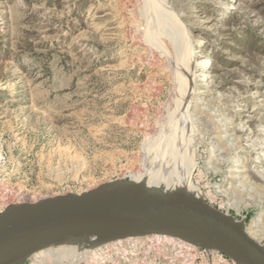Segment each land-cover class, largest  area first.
I'll list each match as a JSON object with an SVG mask.
<instances>
[{"label":"rangeland","instance_id":"rangeland-1","mask_svg":"<svg viewBox=\"0 0 264 264\" xmlns=\"http://www.w3.org/2000/svg\"><path fill=\"white\" fill-rule=\"evenodd\" d=\"M187 170L264 244V0H0V206ZM149 240L56 264H195Z\"/></svg>","mask_w":264,"mask_h":264},{"label":"water","instance_id":"water-1","mask_svg":"<svg viewBox=\"0 0 264 264\" xmlns=\"http://www.w3.org/2000/svg\"><path fill=\"white\" fill-rule=\"evenodd\" d=\"M156 236L217 250L238 264H264V244L244 218L203 197L124 179L8 203L0 211V264H23L40 250L86 237L105 244Z\"/></svg>","mask_w":264,"mask_h":264},{"label":"bare ground","instance_id":"bare-ground-1","mask_svg":"<svg viewBox=\"0 0 264 264\" xmlns=\"http://www.w3.org/2000/svg\"><path fill=\"white\" fill-rule=\"evenodd\" d=\"M159 4V3H158ZM165 8V7H164ZM166 9V8H165ZM167 14V11L166 13ZM187 42V41H186ZM187 44V43H186ZM163 47V46H162ZM166 53V52H165ZM189 53V52H188ZM160 54V53H159ZM191 54V52H190ZM192 55H193V51H192ZM192 55H189L187 54V69L186 70H189L190 68L193 69L191 67V64L196 61L194 59H191ZM161 56V55H160ZM185 58V57H184ZM193 58V57H192ZM203 63H208V60L205 59L202 61ZM186 64V63H185ZM193 65V64H192ZM182 66V65H181ZM182 71V70H181ZM190 73H191V70H189ZM185 72V71H184ZM183 73V72H182ZM187 73V71H186ZM188 75V73H187ZM202 75L201 72L199 71V73H197L195 76H200ZM190 76V75H189ZM192 78V75L190 76ZM189 78V77H187ZM199 78V77H198ZM183 79V78H182ZM189 80V79H188ZM191 80V79H190ZM181 89V88H180ZM192 89V88H191ZM180 94V93H179ZM182 95V94H181ZM180 97V96H179ZM189 102V101H188ZM181 104V103H180ZM183 108V107H182ZM181 108V109H182ZM178 111V110H177ZM179 112V111H178ZM177 112V115H179ZM180 113V112H179ZM182 113H183V110H182ZM176 115V116H177ZM172 118V117H171ZM180 120V119H179ZM170 121V120H169ZM173 121V120H172ZM172 121H170V125L172 124ZM177 121V119H176ZM184 122V120H183ZM182 125V123H180ZM184 124V123H183ZM161 125V124H160ZM180 125V126H181ZM166 126V125H165ZM164 126V127H165ZM172 126H174L172 124ZM176 126L178 127V125L176 124ZM170 127V126H169ZM163 128V127H162ZM173 128V127H172ZM176 127L174 126L173 129H175ZM173 129H170L169 128V132L168 134H165L166 137H169V141H171L175 136V132L173 131ZM187 130V129H186ZM180 131V130H178ZM160 133V132H159ZM167 133V132H166ZM161 137V136H160ZM164 137V136H163ZM176 137V136H175ZM165 138V137H164ZM179 138V136H178ZM173 140H176L175 138ZM172 140V141H173ZM187 140V139H186ZM172 143V146H173V141ZM184 141V140H183ZM160 144V143H159ZM172 146H171V149H172ZM166 147V146H165ZM164 147V148H165ZM169 147V146H168ZM181 147V146H180ZM177 148V146H176ZM167 149V148H166ZM170 149V150H171ZM179 149V148H178ZM182 151H184L183 149H185L184 147L182 148ZM190 149V148H189ZM172 151H175V150H172ZM157 152V151H156ZM164 152V151H163ZM181 152V150H180ZM178 153L179 155L181 153ZM220 152V151H219ZM165 153V152H164ZM176 153V152H175ZM174 153V154H175ZM161 154V153H160ZM171 154V153H170ZM163 155V154H162ZM173 156V155H172ZM168 157V156H167ZM167 157L165 158V160L167 159ZM171 157V156H170ZM182 157V156H180ZM162 158V157H161ZM172 158V157H171ZM187 158V157H186ZM184 159L186 160L183 164H186V162H188L190 164L189 161H187V159ZM164 159V157L162 158ZM176 159V157H175ZM172 160V159H170ZM169 160V161H170ZM177 160V159H176ZM162 161V160H161ZM175 161V160H174ZM173 161V162H174ZM191 161V160H190ZM165 162V161H164ZM167 162V161H166ZM165 162V163H166ZM161 163V162H160ZM177 163V162H176ZM176 170H178V166L181 164L180 162H178L179 164H176ZM158 165V163H157ZM192 165V163H191ZM181 166V165H180ZM179 166V169L181 168ZM190 166V165H189ZM182 167H185V166H182ZM187 168H190L187 166ZM183 169V168H181ZM186 169V168H185ZM191 169V168H190ZM184 170V169H183ZM182 170V171H183ZM189 170V169H188ZM188 170H187V173L185 174V177L184 178H180L178 179L177 177L175 179V181H173L174 179H172V181H170L171 179H167V178H161L159 177L158 179H156L157 177L155 175H153L152 173L150 174H139L138 175H135L133 176V183H135L136 185H139V186H142V187H148V188H158L156 187V185L160 186V189L161 187L163 188V190L165 191H168V192H172V193H186V194H190V195H193V196H196V197H203V195L200 193L198 187L194 186L191 181H190V177L188 174ZM234 170V169H233ZM148 171V170H147ZM180 171V170H178ZM186 171V170H185ZM158 172V171H157ZM190 172V170H189ZM146 173V172H145ZM179 173V172H178ZM185 173V172H184ZM182 172V174H184ZM152 174V175H151ZM181 174V173H180ZM181 174V175H182ZM178 175V174H177ZM156 178H155V177ZM174 178V177H173ZM204 198V197H203ZM209 203V202H208ZM248 230V233L251 235V233L249 232V229L247 228ZM149 241L153 243H156L157 241V244H158V241L160 240H167V241H170V242H175V243H178L181 247H183L185 249V251L189 254V255H192L193 254V251H194V247L192 246H189L185 243H182L180 241H176V240H173V239H170V238H167V237H159V236H156V237H149ZM131 240H134V239H131ZM114 245L118 244V243H121V241H118V242H112ZM99 244H102L101 242H99L98 240L94 239V238H90V237H86V238H82V239H78V240H75V241H72V242H69V243H66V244H59V245H56V246H52V247H49V248H46V249H43V250H40L38 252H36V256H37V260H39L40 263L42 264H56L57 262H62V261H66V263H71L73 261H80L82 259H90L91 258V255L93 254L95 248L99 245ZM109 243H105V245H108ZM157 246V245H156Z\"/></svg>","mask_w":264,"mask_h":264},{"label":"built area","instance_id":"built-area-1","mask_svg":"<svg viewBox=\"0 0 264 264\" xmlns=\"http://www.w3.org/2000/svg\"><path fill=\"white\" fill-rule=\"evenodd\" d=\"M3 208L4 207L0 206V211ZM220 210L222 211V209ZM223 212H227V211H223ZM194 251H195V264H238L231 258L227 257L225 254L214 249L194 247Z\"/></svg>","mask_w":264,"mask_h":264}]
</instances>
